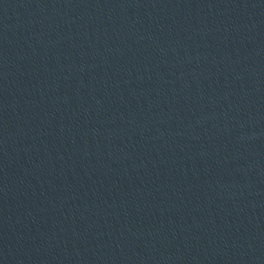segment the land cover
Instances as JSON below:
<instances>
[{
  "label": "water",
  "instance_id": "95a60500",
  "mask_svg": "<svg viewBox=\"0 0 264 264\" xmlns=\"http://www.w3.org/2000/svg\"><path fill=\"white\" fill-rule=\"evenodd\" d=\"M0 264H264V0H0Z\"/></svg>",
  "mask_w": 264,
  "mask_h": 264
}]
</instances>
